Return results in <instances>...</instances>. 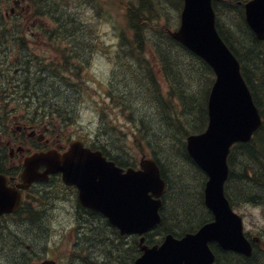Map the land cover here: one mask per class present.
Returning <instances> with one entry per match:
<instances>
[{
  "label": "rangeland",
  "instance_id": "rangeland-1",
  "mask_svg": "<svg viewBox=\"0 0 264 264\" xmlns=\"http://www.w3.org/2000/svg\"><path fill=\"white\" fill-rule=\"evenodd\" d=\"M98 1L100 2L93 4L94 8L88 3L81 6L77 0H50V6L53 4L52 8L59 14L63 24L74 30L77 25L81 24L77 21H82L83 27L78 37L87 43L81 45V47H84L82 53L89 59L82 63L81 69L78 68L79 62L74 60H71L70 63L66 62L69 67L65 69L63 75L61 73L57 74L56 68L51 67V63L56 58L58 51L48 49V51L46 50L47 54H45L47 55V61L44 62L46 64L49 61L48 65H45L48 72L45 73L46 80H42V82H38L33 73L27 74L23 70L22 72L18 68H13L9 74L10 79L4 81L6 83L5 92L9 94L3 93V95L7 96V100L2 96V89L0 90V122H7L9 117L12 126L16 128V126L22 125L23 121H28L30 117L28 108L30 107L31 111L48 114L50 118L46 119V122L53 120L54 132L50 128L44 131L47 138L56 139L58 137L63 142H69L75 138L92 139V141H98L101 145H106L110 150L115 149L120 152L121 154L112 152L118 158L138 163L143 156V151H149L148 148L138 145V129L142 126L138 121L142 116H150L145 115L144 112L157 111V106H155L157 103L153 102L152 88L145 87V84V86L142 85L143 82L139 78V74L133 73L128 60H124L126 50L119 47V38L122 32H126L130 37H133L126 18V5L129 1L134 2L135 5L138 3L134 0H117V4L113 7L111 3H106L105 0ZM149 1L153 4H159L156 10L153 11L155 15L162 17L159 22L160 27H163V24H167L171 29L178 26L182 5H180L178 11L177 8L171 6L170 0ZM7 6L8 4L5 5V7ZM236 12V10L230 14L222 12V23L229 22L235 27L238 20ZM5 14L6 8H4ZM72 19L76 23L71 24ZM33 21L34 19H31L29 22ZM51 23L52 21L46 17L37 22L38 25L43 26H49ZM0 24H2L1 19ZM93 24L96 26V35L90 39V43L94 47L89 48V28ZM6 28L15 32L13 26H7ZM53 28L56 29L55 26ZM234 32H236L235 29ZM26 36L29 43L40 42L31 37L30 31L26 33ZM149 37L154 36L150 34ZM145 45L151 48L152 42L148 41ZM41 52L42 50L39 48L36 49V53ZM6 53L13 59L16 50L10 48ZM148 54L145 56L146 61L151 64L155 78H158L160 87L165 92L166 80L163 75L158 74L159 59L156 57L157 55ZM171 54L174 56L171 70L182 69L183 72H186L189 64L188 58L177 55L178 53L175 50ZM75 62L77 70L73 68ZM15 64L17 65V63ZM177 64L183 66L176 67ZM22 66L17 65V67ZM195 66L197 70L194 75L198 76L197 63ZM15 70L17 72L21 71V73L12 78L15 75ZM74 71H77L78 74L76 75ZM195 78L199 79L198 87L203 83L204 78H207V81L209 79V77ZM110 91H113L115 96L111 94L108 96ZM26 93L28 95L25 96ZM43 103H45V107L39 109V106ZM26 113H28L27 116H24ZM41 125L42 127L46 126L45 124ZM60 128L63 129V132H60ZM142 128H144V125ZM38 129L40 130L39 127ZM141 142L144 146L148 145L143 139H141ZM165 148L168 149L167 144H165ZM180 161L182 165L179 167V172L176 171L177 166L172 165L174 171L178 172L173 175L169 161L161 159V164L169 173H167V176L172 186L168 197L169 207H171V211H176L175 208L178 207L174 208L173 205L177 204V200L181 197L180 199H183L184 202L181 207L184 210L180 209L178 211L184 216L182 219L187 216L184 211H189L188 214H191V206L197 208V210L199 206L200 213L197 211L199 215H195L198 221L202 212L205 213L206 211L205 207L203 211L201 210L197 195L195 196V193H200L201 190L198 180L200 174L184 159ZM241 164V157L237 156L234 171L239 176L241 175L239 173L242 172ZM248 175L250 179L255 178L249 172ZM244 182L241 183V181L234 179L233 182H230L229 193L233 198V206L238 213L243 215L247 234L251 237L263 236L264 238V188L262 190L255 187L254 182ZM46 188L49 193L42 194V198L37 196V199L44 201V206L43 208L39 207L43 210V213L40 212L36 220L4 218L0 221V227L7 229V232L0 234V264L8 262L9 264H26L27 261H29V264H38L46 258L56 259L59 264H80L82 261L83 258L78 256V252H76V255L74 252V236L79 229L77 228L75 213L72 210V200L63 191ZM187 193L191 194L193 198L189 197ZM165 213L167 218L171 220L170 214ZM174 227L175 225H170L169 228ZM100 229L96 228L95 230ZM13 230L18 235L8 232ZM79 232H86L85 228H81ZM92 235L94 239L99 240L97 245L89 250L94 259L98 256L100 259H96L97 262L103 263L107 258L110 264H121L118 257L112 262L113 253L109 249L107 255L98 250V245L101 242L105 243L104 238L101 237L102 235ZM27 246L30 249V257L26 255ZM88 246L89 243L85 242L84 247ZM260 246L264 249L263 243ZM23 247L25 248L22 249ZM16 249H21L19 254ZM123 253L124 264H126V261L134 256H130L128 253V240L124 244ZM236 258L228 256L230 261ZM2 260L6 261L3 262ZM260 260L264 261V256L260 257ZM249 264L251 263L249 262Z\"/></svg>",
  "mask_w": 264,
  "mask_h": 264
},
{
  "label": "water",
  "instance_id": "water-1",
  "mask_svg": "<svg viewBox=\"0 0 264 264\" xmlns=\"http://www.w3.org/2000/svg\"><path fill=\"white\" fill-rule=\"evenodd\" d=\"M247 21L264 38V0L246 4ZM172 36L202 56L214 69L217 78L208 102L209 123L205 131L187 138V149L194 161L207 173L205 203L214 220L198 231L181 238L168 234L162 244L152 247L140 240L143 254L134 264H211L215 259L209 243L217 241L226 249L247 255L252 246L243 232L242 217L236 214L225 194L230 168L231 146L249 141L261 126L260 113L240 72V63L225 44L216 28L213 0H184L179 28ZM46 165L44 172L40 166ZM63 173L67 184L78 185L83 204L103 213L123 234H144L161 222V196L166 182L153 158H143L141 168L124 171L109 161L100 150L84 147L81 140L69 149L35 153L26 159L23 187L47 179L50 173ZM22 194L8 185L0 174V215L18 211ZM45 260L41 264H55Z\"/></svg>",
  "mask_w": 264,
  "mask_h": 264
},
{
  "label": "trees",
  "instance_id": "trees-1",
  "mask_svg": "<svg viewBox=\"0 0 264 264\" xmlns=\"http://www.w3.org/2000/svg\"><path fill=\"white\" fill-rule=\"evenodd\" d=\"M44 2L47 3L45 0ZM142 4L143 0L141 1L140 8H136L134 6L129 8L128 15L131 22L130 26L131 31L133 32V37H130L128 34L123 35V43L121 44L128 45V47H126L128 52L126 53L124 60L129 61V65L133 73L139 74V78L142 79L143 82L142 85H146L145 87L148 86L150 89L152 88L153 102L157 103L155 105L157 106L156 112L146 111L144 114L150 116H142L138 121L142 126L144 125V128L141 126L138 129V145L148 148L149 151L144 150L143 153H152L157 158L163 175L166 177L168 171L161 164V159L163 158L169 161L173 175L178 173L180 171L179 167L182 165L180 160L184 159L187 162V160L190 159L185 147V139L187 135L191 132L202 131L206 126L208 120L207 99L210 89V78L213 73L211 68L204 61L195 56L180 43L173 40L167 34V32L157 30L156 36L152 33L154 38L149 37L148 33L146 32L148 28L145 23L150 21V17L147 15V12L150 11V7H147V3L145 2L143 5ZM237 7H239V9L241 8L239 5H237ZM235 10V7H230L228 10L226 9V12L233 13ZM38 12L39 10L35 11V13ZM239 13L240 15H237L238 20L235 26L237 29L236 32H226L225 29L219 24L218 29L227 43L231 46L235 54L242 61L243 73L250 87L252 88L256 104L264 116V42H261L256 38L253 32L244 24V21L241 18L243 17V14L241 12ZM56 19H58V17H56ZM230 28L234 27L231 25ZM148 41L152 42L151 50L155 55H157L159 59H161V63L165 69L172 66V59L174 56L171 54V52L174 50L178 53L177 55H182V58H188L189 64L186 72H183L182 69H174L166 72L168 79L165 92H163L161 89L158 78H155L151 64L146 61L147 59L144 52H148V47H145V44ZM74 50L76 53L75 47ZM77 52H82V49L77 50ZM66 59L67 63H69L68 58ZM196 63L199 70L197 73L198 76L194 75L197 70L195 66ZM68 66L69 65L65 64L64 68H68ZM75 66H77L76 63ZM177 66L183 65L177 64L176 67ZM78 67L81 69L82 64ZM195 77H209V79L207 81V78H204L202 82L206 84L204 85L202 83L198 87L199 79H196ZM110 93L112 96H115L113 91H110ZM141 139L146 141L148 145L144 146L141 142ZM165 144H167L168 149L165 148ZM112 152L115 154H121L115 149ZM237 156H240L242 160L241 176H239L236 171H234V163ZM172 165L177 166L178 169H176V171L178 172L174 171ZM230 165L232 171L230 174L229 183L233 182V179L238 181L241 178V183H245L244 181H250L254 182L253 184L255 187L260 189L264 188V127L256 133L254 140L249 143L237 144L233 148L232 154L230 156ZM248 172L251 173L255 178L250 179ZM187 195L193 198L191 194L187 193ZM196 195L197 193H195V196ZM180 198L177 200V204L173 205L174 208L178 207L175 208L177 212L175 211L173 218L169 223L164 221L157 229L152 231L147 236L148 243H154L159 240L165 231H171L177 234L183 231H192L195 228L196 225L194 222L197 220L195 215H199L197 211L200 213L199 206L198 210L197 208L191 206V214H188L189 211H184L187 213V216L182 219L184 216L178 210H184L181 207V205H184V202L183 199ZM199 200V203L202 205V193ZM25 211L27 212L25 213L23 211L22 214L25 213L28 215L30 210L26 209ZM209 216L204 218L206 219L205 221L211 219ZM90 218L92 222L89 226L90 230L87 233L96 234V236L102 235L101 237L104 238L105 241V243L101 242L100 245H98V250L107 255V250L109 249L113 253L111 259L112 262L118 257V260L121 262V264H124L123 247L125 244V238L121 236L118 229L112 226L101 214L87 213L85 219L89 221ZM167 225L169 227L170 225H175V227L168 228ZM96 228H101L102 230H95ZM6 230L7 229L5 227H0V234H4L7 232ZM8 232L18 235L14 230ZM128 240V253L131 256L139 250L138 238L134 236L129 237ZM98 241L99 240L92 238L88 243L90 246H94ZM24 248L25 247L22 249ZM80 249H84V247L80 246L79 250ZM16 250L19 254L21 249ZM220 250L217 249L219 259L222 257V251ZM256 258H258L257 253L252 259H245L251 262V260L253 261V259ZM96 259L99 260L100 257L96 256L94 260L88 259L89 264H97ZM2 261L5 262L6 260ZM5 264H9V262Z\"/></svg>",
  "mask_w": 264,
  "mask_h": 264
},
{
  "label": "flooded vegetation",
  "instance_id": "flooded-vegetation-1",
  "mask_svg": "<svg viewBox=\"0 0 264 264\" xmlns=\"http://www.w3.org/2000/svg\"><path fill=\"white\" fill-rule=\"evenodd\" d=\"M12 2L18 7V9H24L21 1L12 0ZM13 10L14 9L12 8V12L16 11ZM17 73V70H15L14 76L18 75ZM4 81L6 80L0 82V86H6ZM28 110L29 112L31 111L30 107ZM27 114L28 113L24 116H27ZM45 120L46 119L41 116H30L28 121H23L24 123L16 126V128L12 126V122L9 120V117L7 118V122L2 121L0 123V129H6L4 132H0V173L9 178L10 185H16L22 180L21 174L24 168V160L32 153L45 151L52 147H57L62 151L67 148L68 144H64L61 138L57 137L56 139H51L46 137L44 131L50 128L52 132H54V125L49 121L46 122ZM41 124H45L46 126L42 127ZM121 166L126 167L124 165ZM49 181L53 182V187H63V189H65L68 193L72 194V205L75 209H86V207H84L79 200L78 189L75 186L68 187L65 184L63 185L62 176L60 174L51 175ZM36 184H34V186ZM27 193L28 191L26 194ZM260 243L264 244V241L260 239Z\"/></svg>",
  "mask_w": 264,
  "mask_h": 264
}]
</instances>
